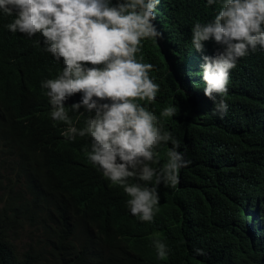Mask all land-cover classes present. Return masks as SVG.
Here are the masks:
<instances>
[{"label":"clouds","instance_id":"obj_1","mask_svg":"<svg viewBox=\"0 0 264 264\" xmlns=\"http://www.w3.org/2000/svg\"><path fill=\"white\" fill-rule=\"evenodd\" d=\"M204 1L215 4L211 18L160 42L173 92L161 91L157 116L150 104L160 86L149 76L157 66L136 54L143 39L158 42L163 36L155 23L160 0H0V34L33 37L59 63L49 75L46 62L34 52L0 55V84L23 85L37 94L0 99V185L53 176L60 207L81 200L71 209L83 220L82 230L89 226L87 213L100 214L110 227L114 209L90 200L73 183L72 168L82 172L79 181L91 177L87 166L78 163L85 159L123 188L133 216L152 222L160 185L174 188L179 170L190 163L165 122L174 124L190 109L203 117L201 131L224 135L234 126L238 131L229 116L230 103L243 90L242 70L258 68L264 59V0ZM179 98L182 107L174 103ZM259 101L264 112V92ZM258 109L253 116L261 133L264 113ZM79 115L85 117L75 126ZM162 143L170 147L167 163L159 166L156 149ZM67 147H76L81 155L70 159L54 154L44 160L47 150ZM240 206L242 227L226 240L216 264L264 262V204L253 202L245 185ZM153 245L158 258L165 259L170 251L166 244L154 240ZM195 251L205 255L201 248Z\"/></svg>","mask_w":264,"mask_h":264},{"label":"trees","instance_id":"obj_2","mask_svg":"<svg viewBox=\"0 0 264 264\" xmlns=\"http://www.w3.org/2000/svg\"><path fill=\"white\" fill-rule=\"evenodd\" d=\"M214 5H205L204 0H160L155 23L163 36L158 42L143 39L140 52L136 54L138 59L143 57L142 62L157 66L149 73L160 86L156 101L150 104L155 107L157 116L161 91L173 92L166 78V52L160 42L163 43L166 37L171 38L176 30L191 31L196 22L205 23L212 16ZM36 41L33 37L4 32L0 34V55L7 56L14 50L34 52L46 62L49 75L55 74L59 63ZM167 57L170 61L171 57ZM256 66L258 68L242 70L243 90L229 106V116L238 124V131L234 130L236 126L224 135L201 131L198 123L203 117L192 114L190 109L180 113L174 124L165 122L166 130L181 141V151L186 152L190 163L179 170V183L174 188L160 185L158 211L152 222H143L133 216L123 188L113 185L87 165L85 159L78 163L87 166L91 177L79 181L82 172L72 168L73 178L77 180L73 183L76 182L90 200L104 202L114 209L110 227L100 214L87 213L89 226L82 230L83 220L71 209L81 200L75 198L60 207L57 199L61 194L53 176L31 177L26 182L10 181L0 185V264L219 262L222 246L242 227L239 207L245 185L253 202L264 204V128L258 132L259 120L253 116V110L258 106L257 112L264 113L259 101L264 92V59ZM23 95L37 97L29 87L0 84V99H16ZM174 103L182 107L181 98L174 99ZM143 104L148 105V102ZM84 117L79 115L75 126ZM185 136L191 139L192 146ZM81 141L86 145L84 138ZM169 147L162 143L156 149L159 166L167 163ZM54 154L72 159L79 157L81 152L76 147L47 150L44 160ZM154 240L162 241L170 250L165 259L158 258ZM114 248L123 250L115 252ZM197 248L203 249L205 255H197ZM230 264L247 263L238 260Z\"/></svg>","mask_w":264,"mask_h":264},{"label":"rangeland","instance_id":"obj_3","mask_svg":"<svg viewBox=\"0 0 264 264\" xmlns=\"http://www.w3.org/2000/svg\"><path fill=\"white\" fill-rule=\"evenodd\" d=\"M22 232H23V234H24L25 231H22Z\"/></svg>","mask_w":264,"mask_h":264}]
</instances>
